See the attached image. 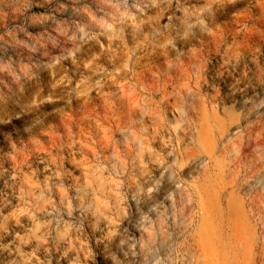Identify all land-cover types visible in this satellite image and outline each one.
Returning a JSON list of instances; mask_svg holds the SVG:
<instances>
[{
    "label": "rangeland",
    "instance_id": "rangeland-1",
    "mask_svg": "<svg viewBox=\"0 0 264 264\" xmlns=\"http://www.w3.org/2000/svg\"><path fill=\"white\" fill-rule=\"evenodd\" d=\"M132 3L0 0V248L36 229L25 264H264V29L241 12L162 46L205 0ZM32 102L51 115L12 131Z\"/></svg>",
    "mask_w": 264,
    "mask_h": 264
},
{
    "label": "clouds",
    "instance_id": "clouds-1",
    "mask_svg": "<svg viewBox=\"0 0 264 264\" xmlns=\"http://www.w3.org/2000/svg\"><path fill=\"white\" fill-rule=\"evenodd\" d=\"M123 2L126 10H128V0H123ZM162 2L171 5L173 0H133L131 8L135 9L138 13H145L147 8L158 7ZM175 3L176 9L184 12V15L187 16L188 12L185 10V4L181 3V0H175ZM258 4L260 5V8H257ZM241 12L251 13V17L245 20L246 26L255 25L260 29H264V0H205L202 9L196 14L195 23L187 24L182 32L173 23L172 18H169L168 24L164 27L169 30L170 38L166 39L165 45L162 46L172 44L173 48H176V43L173 41L182 43L185 47L195 45L201 39L202 33H211L214 29L218 28L221 23H225V21H227L229 18L235 17ZM129 18L135 20L136 17L135 15L130 14ZM177 19L180 18L177 17ZM185 23L186 21H181L182 25ZM225 27H228L227 23H225ZM195 28H198L199 32L193 31ZM80 31L84 32V29L80 28ZM172 31H175L174 37H171ZM85 35H87V33H85ZM68 56L74 57L75 51H70ZM210 75L211 70L208 71L204 83L211 86V82L209 80ZM66 103L71 104V98H69ZM17 107H19L20 110L16 112L15 119L18 120L19 123L15 125L12 131L27 134L35 125L48 119V117L51 115V112L41 109L39 105L35 104V102H32V104L26 103L23 105L17 103ZM54 111L55 109L52 110V112ZM111 235L114 234L99 235L97 243L100 246L102 245L103 248H106L107 245L104 242L107 240L109 243H111ZM123 243V241H120V244ZM133 255H135V253H133ZM155 264H160V260L157 259Z\"/></svg>",
    "mask_w": 264,
    "mask_h": 264
},
{
    "label": "bare ground",
    "instance_id": "bare-ground-1",
    "mask_svg": "<svg viewBox=\"0 0 264 264\" xmlns=\"http://www.w3.org/2000/svg\"><path fill=\"white\" fill-rule=\"evenodd\" d=\"M27 146L30 147V144H28ZM21 156H22V152L20 150H16L15 151V157H13L15 162H18L24 158V157H22L21 159H19L18 157H21ZM22 187L24 189L23 200H25V202H26V200H29V202H33V204L35 205L34 209L25 207V209L22 210L23 215H29L30 214V216L34 217L36 214H38L42 210H44V211L47 210L48 207H47V204H45V201L44 200H41V201L37 200V194L34 191V186L30 182V180H27L25 183H23ZM30 204H32V203H30ZM20 216H21V214L18 215L16 213L8 214L2 220V226L3 227H9L11 225L12 221L13 220L17 221ZM37 228H39V227L37 226ZM31 233H25V234L17 236L15 239V242L17 244H15L11 250L9 249V251H8V249H6L4 247L0 248V253H4V252L6 253L7 252L10 254V253L14 252L15 256H16L15 257L16 264H21V263L25 264L27 261L25 260L26 255H25V253L22 252V249H21L22 245L25 243L27 244L29 242L35 241L34 243H36V246H37L36 248H41V247H43V243L45 241L44 240L42 243V240H41V237H43V232L41 234L37 233L36 229H35V232L32 234Z\"/></svg>",
    "mask_w": 264,
    "mask_h": 264
}]
</instances>
